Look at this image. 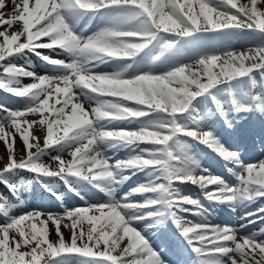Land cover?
<instances>
[{"label": "snow or ice", "instance_id": "snow-or-ice-1", "mask_svg": "<svg viewBox=\"0 0 264 264\" xmlns=\"http://www.w3.org/2000/svg\"><path fill=\"white\" fill-rule=\"evenodd\" d=\"M102 11L123 19L86 38L74 34L72 25L66 22ZM132 21L135 26L125 27ZM233 28L247 29L264 38V0H0V90L27 98L21 109L0 104V144L6 149L0 161V184L18 198L17 186L8 177L23 169L49 177H81L99 186L125 166L116 164L110 170L108 161L97 151L98 142L111 138L128 144L150 143L151 148L141 149L127 166L149 169L148 183L135 188V193H159L157 198L142 204L113 199L106 205L65 209L63 214L33 210L12 215L11 199L0 191V216L5 217L0 223V264H67L72 257H78L80 264H165L149 241L129 226L134 217L143 218L137 213L157 204L164 206L168 214L164 219L172 218L187 244V248L175 249L172 264H184L182 258L189 256L188 249L189 264H264V238H257L255 233L239 236L234 228L209 225L206 221L200 225L181 221L179 213H198L201 206L195 199L174 198L170 191L175 183L192 182L209 201L232 202L242 194L248 199L264 198V161L243 164L239 153L224 147L213 133L204 130L202 120L213 113L201 116L191 107L196 97L209 93L218 83L248 78L253 85L251 99L237 104L235 111H258L264 115V43L244 50L224 47L217 54L213 50L218 47L217 38L204 35ZM162 35L191 38L193 55L199 58L180 63L164 74L150 70L125 78L121 71L92 72L96 62L114 61L119 66L125 59L135 58ZM206 40L208 48L199 47ZM175 44L176 40H171L164 48L172 49ZM41 49H60L71 59L56 60L44 56ZM26 51L56 65V75L40 77L11 65L10 57ZM131 66L126 64L123 70ZM10 77H29L32 83L25 85ZM84 95L97 98L90 112L81 99ZM153 113H158L159 118L147 121L138 130H98L94 126V122L104 118L135 119ZM220 115L231 126L223 110ZM188 120L196 125L195 129L181 124ZM34 128L44 132L42 142L32 131ZM180 136L202 143L211 141L215 151L239 165L237 185H225L206 169L201 175H194L185 167L191 158L186 159L184 154H179L181 163L173 168L178 155L173 146ZM17 137L24 147L20 156L15 147ZM68 141L79 142L68 153L70 158L55 157V167L40 162L44 151ZM128 196L132 197L133 192ZM155 211L161 215L159 208ZM258 211L264 212V208ZM49 224L54 226L55 240L49 238ZM62 228L71 233L70 240L65 239ZM260 231L264 233V228Z\"/></svg>", "mask_w": 264, "mask_h": 264}, {"label": "rangeland", "instance_id": "rangeland-1", "mask_svg": "<svg viewBox=\"0 0 264 264\" xmlns=\"http://www.w3.org/2000/svg\"><path fill=\"white\" fill-rule=\"evenodd\" d=\"M123 19L122 16H113L112 18H110L109 20H103L102 22V26L105 28L111 27L113 23L116 22H120ZM135 26V21L130 22L129 24L125 25V27H133ZM95 33L99 32L98 29H94L93 30ZM232 36L229 35L228 32H225V35L219 36L217 38L218 40V47L216 49H213L214 51L217 52V54H219V51L221 49H223L224 47H227L231 50H244L250 47H254L258 44L264 43V38H261L260 36L256 35L254 37H248V38H244L243 36H240V34L235 33V31H233ZM248 32L245 33V35H247ZM236 35L240 36L241 40H236L237 37ZM177 38L172 36V35H162V36H158L157 39L155 41H153V43L151 45H149L148 48L144 49L141 53H140V57L138 58H127L124 61H122L120 63V65L118 66V64L116 62H113L111 65L110 64H106L104 69L102 70V72L100 74H112L114 73V70L116 69H122L124 65L126 64H131L132 66L129 69V74H144L146 72H149L150 70L154 73V74H164L166 71L172 70L175 66H177L180 63H190L192 62L193 58H199V57H194L193 55V49L194 46L189 43V41H183V40H179L177 43V45L175 44V46L172 49H165L164 45L166 42H169L171 40H176ZM199 47L207 49L208 48V42L207 40L205 42H203ZM162 53V54H161ZM159 56V60H156L155 57ZM133 60L135 61V63H133ZM109 63V62H108ZM110 65V66H109ZM51 65L50 64H43L40 65L39 67V73L40 75L43 73H46L49 69H50ZM38 73V74H39ZM25 85H30L32 83V79L28 80V81H23L22 82ZM241 84L245 85L243 83V81L241 82ZM222 85V84H221ZM214 88L211 89V92H213V96L214 99L216 101H225V94L222 90H224V88H222L221 90H213ZM233 89V97L235 98V100L237 101H242L247 99V94L249 93V90L246 89L245 92L241 93L238 92L236 86H232ZM1 91V90H0ZM2 92V91H1ZM1 95V93H0ZM11 96L10 99L12 101V106L11 109H21L24 108L26 106V101L27 98H20L18 96L15 95H8ZM109 99H113L110 97H107ZM198 99L195 98L192 101V110H197V114H200L202 116V112L200 111V109H202L199 105H198ZM243 102V101H242ZM130 105L134 104V102H128ZM209 110V109H208ZM203 111V110H202ZM208 113V111H207ZM159 118V114L158 113H153L150 116H146V117H142V118H135V119H128L127 121H130L131 123H133L134 125H138L141 126L143 124H141L142 122L146 123L149 120L152 121H156ZM207 119V118H206ZM203 119L202 123L206 120ZM181 124H187L189 126H191L193 129L196 128V125L192 124V122L190 120L188 121H181ZM205 131L211 132L208 126H204L202 125ZM138 128V129H140ZM136 129V130H138ZM180 141L183 142L184 137L180 136L179 137ZM20 142H22V140L20 139ZM149 144V145H148ZM148 147L149 149L151 148L150 143H146L144 145L140 144L139 147L136 146L137 151H134L133 148V154H135V156H139L140 151L139 148L143 149L145 147ZM133 147V146H132ZM140 149V150H141ZM175 149V148H174ZM173 150V149H171ZM170 150V151H171ZM53 160L55 157H57L56 153H52L50 155ZM177 157H179L177 155ZM54 166H55V162H54ZM148 170V168H147ZM67 174L65 175H59L60 177H66ZM9 181L17 186V191L19 192V197H15L17 198L13 202H16L14 204H17L19 202H21L25 197L28 196H23L22 192H26L30 189L33 188L32 185H34L38 180H37V176L36 173H33L31 171L28 170H23V169H19L16 172H14L12 175H10L8 177ZM38 183V182H37ZM2 189L0 188V191H2L5 195H7V191H6V187L3 186ZM74 194V193H73ZM55 193L52 196V201L55 203H51L48 202L47 205L48 207H40V206H30V205H22L20 207H16V208H12V215H19L22 214L23 212H31L33 210H38L40 212L43 213H53V214H63L65 212V209L68 210H73L76 208H80V207H86L87 206V202L86 201H80L78 199H71L70 201H66L68 200V197L64 198V193L59 190V194L61 197L60 199H57L58 197L54 196ZM89 198L90 199L89 202L91 203H97V202H101L102 198L97 195V194H89ZM48 200V199H46ZM57 200V201H56ZM60 200V201H59ZM61 200H64L66 206L62 207L60 206ZM57 203V204H56ZM0 223H2L0 221ZM73 262L75 261V264L79 263L80 264V259L78 257H72Z\"/></svg>", "mask_w": 264, "mask_h": 264}, {"label": "bare ground", "instance_id": "bare-ground-1", "mask_svg": "<svg viewBox=\"0 0 264 264\" xmlns=\"http://www.w3.org/2000/svg\"><path fill=\"white\" fill-rule=\"evenodd\" d=\"M85 15L86 14L81 15L78 18H75L74 20H71V22H70V25H72V26H76L77 25L79 27L78 36L81 35L82 30H83V37H85V38L94 35V34H87V32H88L89 28L93 26L94 22L97 19H99V18H107L109 16V14H107L106 12H103V11L100 12V13H96V14L88 13L86 17H85ZM39 51L42 52V54L44 56H49V57H51L53 59H56V60H64V59H62L63 57H62L61 54H58L57 56L51 55V54L48 53L49 51L47 49H41ZM36 55L37 54L34 53V52L26 51V52H24L21 55H16V56L10 57L9 60H10L11 65H14V66H16L19 69H25V70L35 74L36 73V71H35L36 67H40L38 65V62H36V60H37L36 59ZM83 60H84V58H83ZM97 63H99V62H97ZM54 69H55V67H50V69L45 74L38 75V76L44 77V76L56 75V72L54 71ZM12 78L21 79V81L22 80L28 81V80L31 79L29 77H10V79H12ZM81 99H82V101L84 103L85 108L87 110H89V112L91 110V107H95L96 104H97V98H95V97H89L87 95H84V97H81ZM100 99H107V98H102L101 97ZM53 102L54 101H50V103H53ZM0 104H3L6 108H8L6 100L0 99ZM0 115H2V114H0ZM32 118L33 117H29V119H32ZM107 120H109V119L104 118V119H100L99 121L105 123ZM117 123H119V122H117ZM95 126L99 130V123L95 124ZM121 127H128V126L125 123H119L118 129H116V131H118V130L121 131L122 130ZM32 131H34L35 135H37V136H39L41 138V142H42L43 131H41L39 128H34ZM217 135H218V133L216 132V135H215V140L216 141H218ZM78 143H79L78 141L64 142L63 145H61V146H59L58 148L55 149V153H58L59 156L65 157L66 159H68V158H70V157H68V153L73 150V145H76ZM103 143H107V145L105 146ZM209 143L211 144V141ZM15 147H16L18 156L23 155L24 147H23L22 142H20V138L19 137H17V139L15 141ZM120 147L121 146H120L118 140L111 139V138L107 139L105 141L98 142V144L96 146L97 151L101 152L103 154L104 158L108 161V163L110 165V170H111V166H114L116 164H124L125 165L124 167H121V168L117 169L116 171H114V172L118 173L119 178H120L119 179L120 182H118L117 187H116L117 190L120 189V188L118 189V186L121 187V186H124V185L127 184L129 176H131L132 173H134L135 169H136V166H132V167L127 166L128 161L131 160L133 157L131 156V154L127 150L120 149ZM184 149H188L189 151H191V153H193V155L191 153L189 155V157L191 158L190 160H193V159H195L196 157L199 156V154H198L199 152L194 151L193 149H189V148H184ZM117 150H119V153L121 154L120 156H116L117 154H115V153H116ZM5 152H6L5 147L3 146V144H0V161H2L4 159ZM195 153H197V155H195ZM120 157H122V158H120ZM39 160L43 164H49V165L51 164L54 167V161L51 159L50 154H49V152L47 150L44 151L41 154V156L39 157ZM261 161H264V158H262ZM222 162H224V161H222ZM258 162H256V163H258ZM180 163H181V161L178 164H176L175 166H173V168L177 167ZM225 163H227V162H225ZM227 164H229V163H227ZM229 165H231V164H229ZM196 166H197L196 163H192L191 161H188L185 164V167L190 169L193 172L194 175L199 176L196 173V171H195L196 170ZM39 175H40L41 179L44 180V181L49 180L53 184H55L57 182L56 179L53 176L49 177V176H44L43 174H39ZM123 177H127V179H122ZM139 179L142 181L141 183H143V185H144V183L147 184L149 179H150V177L148 176V172H145L144 174H142V176ZM106 180H107V178H105L103 181H101L99 186H97L99 189H102L104 191V194L106 196V200H113L114 199L116 201H123V200L127 199V200L131 201L132 197H134L137 200L138 204H142V203H144L143 196L146 195L147 197H150L151 195L156 194V193H149V194L135 193L133 190L140 186V185H135L134 188H128L126 194H123L122 196H119V195H117L116 191H114L112 188L107 187V184L105 183ZM79 182L81 184H83V182H85V181H79ZM86 182H88V181H86ZM224 184L225 185H229V184H226V183H224ZM181 185H182L181 182L175 183L173 185V187L170 189V191L174 193V198H176V197H186L184 195H180L181 194V192H180L181 191L180 190ZM236 185H237V183H236ZM0 186H1V184H0ZM229 186L235 187V185H233V184H230ZM78 189H79L78 192L81 193V196H83V191L81 190V188L79 186H78ZM82 189H83V186H82ZM41 190L42 189H39V191L36 190V191H34L32 193L43 192ZM129 192H133V196L132 197L128 196ZM29 194L31 195V193H29ZM137 194H139V195H137ZM245 198H246V196L242 194L241 197L237 198L236 200H234L232 202L235 203V204H242L246 200ZM145 199H148V198H145ZM255 201L256 200L252 201V203L254 205H258L260 203V202H255ZM88 205H92V204L88 203ZM16 206L17 205H13L12 204V208L16 207ZM154 207H155V205H151L150 207H148V209H154ZM190 207L191 206H186V209L190 208ZM261 208H264V204H259L258 206L252 208L251 210L258 211ZM238 210H242V205H238ZM129 211L135 212V209H130ZM248 212H250V211H244V213H242V212L241 213L245 216ZM152 213H153V211H149L148 212L147 210L143 209L141 213H137V217H140L142 215L143 218L134 217L133 218V224H131L129 226H133L135 228V230L139 231L141 233V235L144 236V238L147 241H149L150 246H153L154 250H156L155 249L156 246L154 244L157 242V239H158L156 237L157 233L153 232V231H150V232H148V234H151V237H148V235L146 233L147 229L145 227H141L140 226V224L144 222V218H145V221L150 223L152 221L153 216H155V218L158 216V215H153ZM241 213L238 212L239 215ZM259 213L262 214V216H264V212H259ZM121 214L124 215L123 212ZM148 215L150 217H147ZM158 217H160V216H158ZM240 217H242V215H240ZM127 218L128 217H126V219ZM194 218H195V220L191 221V223L193 225H200L203 221H206L207 224H209V225L226 226V225H224V224H222L221 222H218V221L207 220L203 216H198V217H194ZM154 221H156V219ZM239 221L242 222V219H240ZM162 222L165 223V222H167V220L164 221L162 219ZM135 224H138L139 227H136ZM86 227H87V224L85 222V228ZM262 228H264V226ZM262 228L261 227H257L256 229L254 228V229H251V230H247L246 232L239 234V236H246V235L255 233L257 235V238H264V233H261V231H260ZM62 232H63V234L65 236V239L66 240H70L71 233L67 229H63V228H62ZM49 238L51 240H55L56 239V233L54 231V226L51 225V224H49ZM67 264H75V261L73 262V259L71 258L67 262Z\"/></svg>", "mask_w": 264, "mask_h": 264}]
</instances>
